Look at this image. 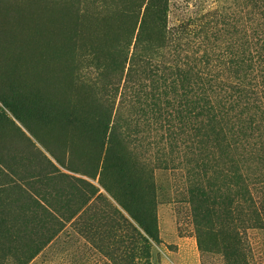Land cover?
<instances>
[{"label": "trees", "instance_id": "16d2710c", "mask_svg": "<svg viewBox=\"0 0 264 264\" xmlns=\"http://www.w3.org/2000/svg\"><path fill=\"white\" fill-rule=\"evenodd\" d=\"M71 1L76 7L70 14L49 11L33 1L23 5L0 1V78L16 79L19 93L33 101L42 127L60 137L66 128L62 118L71 126L77 120L72 110L85 104L64 62L65 54L76 46V34L83 30L84 47L100 77L112 73L113 83L123 84L124 90L128 84L140 88L147 82L153 100L171 96L174 105L166 98L163 110L155 103L150 107L152 122L169 136L175 130L185 135V141L193 136L198 145V157L191 154L198 170L188 183L187 200L199 244L202 226H213L215 248L226 264H247L236 224L264 230V0H239L237 7L245 16L240 29L229 31L219 17L223 22L214 25L222 30L217 29L213 38L220 43L210 55L205 50L199 58L194 52L201 39L198 31L211 33L213 27L210 22L169 27V0ZM222 32L225 35H219ZM0 104L10 110L4 99ZM97 113L92 124L86 120V128L79 127L95 133L106 161L115 152L116 162L122 161L113 135L108 134V109ZM121 208L151 240H157L154 219L140 200ZM2 221L0 241L16 239L17 233L1 229Z\"/></svg>", "mask_w": 264, "mask_h": 264}, {"label": "rangeland", "instance_id": "374dc122", "mask_svg": "<svg viewBox=\"0 0 264 264\" xmlns=\"http://www.w3.org/2000/svg\"><path fill=\"white\" fill-rule=\"evenodd\" d=\"M25 1L66 14L76 7L71 0H14L21 5ZM238 2L169 0V27L210 22L211 33L196 29L201 39L194 52L199 58L220 43L213 38L217 29L222 30L214 25L223 22L219 17L229 31L243 27L245 16ZM76 36V46L65 54L64 62L85 104L72 110L77 120L71 126L62 118L66 128L60 137L42 127L33 101L19 93L16 79L0 78V98L10 106L7 110L0 104V218L5 223L1 229L17 233L14 240L0 241V264H226L215 248L213 226H202L199 244L187 200L188 183L198 170L192 159L198 157L197 143L193 136L185 141L178 130L169 136L152 122L150 107L155 103L163 110L166 98L174 105L171 96L153 100L147 82L141 90L133 83L124 90L123 84L113 83L112 73L100 77L84 47V31ZM102 107L109 111L108 134L122 161L116 162V152L106 161L95 133L79 127L86 128V120L94 122ZM138 200L154 219L156 241L121 208ZM239 223L236 231L246 263L264 264V230H247Z\"/></svg>", "mask_w": 264, "mask_h": 264}, {"label": "bare ground", "instance_id": "6f19581e", "mask_svg": "<svg viewBox=\"0 0 264 264\" xmlns=\"http://www.w3.org/2000/svg\"><path fill=\"white\" fill-rule=\"evenodd\" d=\"M53 23V22H52Z\"/></svg>", "mask_w": 264, "mask_h": 264}]
</instances>
